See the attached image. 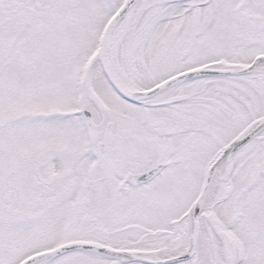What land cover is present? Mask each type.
Masks as SVG:
<instances>
[{"label":"rangeland","instance_id":"374dc122","mask_svg":"<svg viewBox=\"0 0 264 264\" xmlns=\"http://www.w3.org/2000/svg\"><path fill=\"white\" fill-rule=\"evenodd\" d=\"M121 2L3 0L0 4V194H8L11 190L21 195L28 194L29 185L37 173L40 171L41 176L47 173L48 166L50 169L53 166V154L63 151L68 144L72 152H81L79 148L83 141L79 107L75 101L77 81L84 80V98L80 103L93 113L97 138L108 120L105 119L103 104H107L110 115L112 112L120 114L117 108L121 101L114 99L116 104L111 105L108 100H102L108 88L96 52L101 28ZM229 9L220 7L218 11L222 24L241 28L242 24L233 23ZM250 10L264 16L258 3ZM190 13V21H193L194 14ZM167 16V0H140L110 41L107 53L112 68L133 89H145L167 76L168 52L162 46L168 37ZM227 18L231 21L226 22ZM185 22H188L186 18ZM176 24L171 30L176 28ZM190 25L188 22L187 29ZM258 28L259 25L255 24L252 35ZM209 36L212 35L207 34L202 40L212 49L210 52L222 49L214 44L215 37ZM155 46L158 49L154 52L151 49ZM211 56L217 61V56ZM257 106L256 115L260 112ZM120 116L122 126L118 128L114 143L129 141L135 131L139 135L132 123L134 116L127 119ZM41 123L45 127L43 130ZM220 125L222 140H229L235 134L234 127L226 123ZM79 158L83 160L85 157L81 154ZM41 163H46L45 169H40ZM80 163L85 164L86 161ZM78 177L83 178L80 173ZM56 178L60 179L58 174ZM20 204L12 212L0 208V264H16L47 244L41 238L43 228L40 229L38 224L43 217L21 219V215L24 218L28 212V204L23 198ZM246 206L247 209L232 225L240 241V253H236L240 255V264H264V196L247 201ZM219 208L224 220L232 217L228 203ZM183 209L181 203L174 213L181 214ZM206 233H203L200 247L208 261L216 257L210 253ZM229 252L235 256L231 243Z\"/></svg>","mask_w":264,"mask_h":264},{"label":"flooded vegetation","instance_id":"af4514ba","mask_svg":"<svg viewBox=\"0 0 264 264\" xmlns=\"http://www.w3.org/2000/svg\"><path fill=\"white\" fill-rule=\"evenodd\" d=\"M179 1L191 9V2L194 0ZM252 5L253 0H248L246 10H250ZM196 6L198 7V18L194 24L195 31H198L196 38H202L207 32L219 33L226 42H232L235 47L238 46V40L251 41L247 52L248 58L252 60L264 54V49L260 48L261 45L252 35L255 28L252 22H241V28H235L237 25L231 27L222 24L223 20L216 8L209 15L203 12L204 5ZM240 15L242 21L249 20L250 15L244 13ZM225 20L231 21L228 18ZM169 21L173 22L171 19ZM175 38L176 41L171 42V46L178 48L175 57L180 59V53L184 50L185 61L180 66L178 60L173 62L168 70L171 75L199 67L201 61L202 66L207 63L201 50L203 42L195 40L192 47L185 51L190 35L176 33ZM244 49L245 47H242V51ZM191 51L194 52L193 58L190 56ZM263 89L264 77L256 73L242 77H198L179 84V88L172 94L166 112L155 114L156 136L146 138L150 151L138 154V163L141 164L142 171L149 170L166 160H170L171 163L163 166L155 177L147 181L139 183L128 181L124 176L129 170L127 171L121 163L115 164L114 169L103 164L101 171L97 172V178L80 180L69 178L65 180L66 185L58 189L53 188V179L47 182L38 176L31 184L33 194L24 197H27V203L29 199L30 203L33 199L35 205L39 206L38 209L45 210L44 234L48 235L50 244L47 249L71 242L90 245V249H77L57 257L56 264H174L166 262L168 254L159 256L158 252L174 246L175 243L182 244L183 239L179 238L175 242V238L185 233L184 229L176 224L174 213L176 197L174 175L178 166L174 157L175 136L185 135L186 145L189 140L205 144L206 136L212 137L210 144L216 141L220 143L222 129L217 122L245 121L254 109L252 96L256 95L257 90ZM244 95L248 98L246 103L241 98ZM175 102L182 104L181 109L173 107L172 103ZM254 118L251 116L250 120ZM142 132L144 134V131L140 133ZM155 141L159 147H156ZM253 142L251 141L250 146L244 151L232 156L231 164L227 165L225 171L230 172L231 188L239 190L235 198L243 200L247 187H256L259 193L264 189V147H255ZM207 154L209 153L203 150L199 157L206 158ZM185 181L187 187H182L177 196L182 204L190 198L188 186L191 179ZM65 191L70 194H64ZM232 195L233 192L224 200L218 201L228 202ZM217 196L219 195L216 194ZM13 200L11 202L14 209L21 206L20 197H16L14 202ZM188 213L189 209L184 210L179 218L185 219ZM29 214V211L26 212V215ZM50 227L53 231L48 234L47 230ZM212 229L217 231L216 228H208L210 234ZM117 251H146L156 255L147 257L144 259L147 262H144L118 256L115 253Z\"/></svg>","mask_w":264,"mask_h":264},{"label":"water","instance_id":"95a60500","mask_svg":"<svg viewBox=\"0 0 264 264\" xmlns=\"http://www.w3.org/2000/svg\"><path fill=\"white\" fill-rule=\"evenodd\" d=\"M136 0H128L125 4V6L121 9V11L119 12L118 16H117V19L118 17H120L123 13H125L127 10H129V8L135 3ZM33 259L31 260H28L26 261L25 263L23 264H28L32 261Z\"/></svg>","mask_w":264,"mask_h":264},{"label":"bare ground","instance_id":"6f19581e","mask_svg":"<svg viewBox=\"0 0 264 264\" xmlns=\"http://www.w3.org/2000/svg\"><path fill=\"white\" fill-rule=\"evenodd\" d=\"M179 250H180V248H171V250L170 249H168V250H165V252L167 253V252H169L170 254H172V253H176V252H179ZM147 255H150V256H152V253H150V254H147Z\"/></svg>","mask_w":264,"mask_h":264}]
</instances>
